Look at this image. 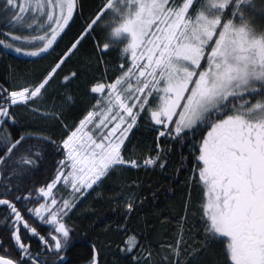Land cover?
<instances>
[{
    "label": "snow or ice",
    "instance_id": "1",
    "mask_svg": "<svg viewBox=\"0 0 264 264\" xmlns=\"http://www.w3.org/2000/svg\"><path fill=\"white\" fill-rule=\"evenodd\" d=\"M9 6L18 10L13 17L17 22L29 10L37 13L26 26L36 25L34 31L42 34L30 39L43 46L33 51L28 50L32 45L14 46L4 39L0 45L19 54L40 56L53 48L69 25L77 0H5V7ZM248 10L257 12L255 0H105L86 22L83 34L42 79L12 91L0 87V178L5 174L16 177L35 164L33 157L38 159L40 151L25 147L26 136L13 138L3 127L10 120L15 122L11 109L46 99L51 80L97 26L110 29L113 44H125L120 50L125 59L119 65L121 74L90 88L92 93L106 94L61 141L58 150L65 153L64 159L58 162L52 181L37 190V202H46L35 208L25 205L22 213L14 201H29L31 194L0 198V207L7 210L0 224H6L10 232L7 245L0 238L4 250L0 264H50L41 260L39 252H32L26 242L31 236H37L46 251L54 249L57 254L69 243L71 230L63 219L75 204L57 200L53 189L58 184L65 189L70 186L69 195L74 197L93 189L116 167L139 168L141 163L165 167L159 162V151L142 162L123 156L127 133L142 113L160 126L157 139L207 129L199 141L197 160L202 163L196 169L204 190L200 219L205 235L223 242L224 264H264V27L246 14ZM259 14L264 17V8ZM105 16L109 20L101 25ZM5 35L13 41L29 39L11 32ZM96 47L106 55L111 46L97 41ZM125 53L130 55L125 57ZM76 76L73 72L64 80ZM71 99L66 97L65 103ZM33 111L49 118L38 108ZM51 118L58 119L59 114L52 113ZM38 139L54 143L48 137ZM4 188L0 195L13 191L7 183ZM125 200L124 207L131 212L135 193L129 192ZM25 214L38 224L51 226L48 237L40 235ZM186 222V216L178 218L177 239L168 246L172 259L163 257L165 264H184L185 255L198 254L184 247L189 238L183 232ZM135 246L122 251L130 252ZM11 249L18 257L9 254ZM150 258L149 253L143 259L134 257V262L146 264Z\"/></svg>",
    "mask_w": 264,
    "mask_h": 264
},
{
    "label": "trees",
    "instance_id": "2",
    "mask_svg": "<svg viewBox=\"0 0 264 264\" xmlns=\"http://www.w3.org/2000/svg\"><path fill=\"white\" fill-rule=\"evenodd\" d=\"M104 3L105 0H77L69 25L53 48L40 56H22L0 45V87L12 91L42 79L83 34L86 22ZM12 17L0 0V39L11 41L14 46L27 45L24 39L13 41L11 36L5 35L11 32L15 36L28 37L33 33L23 26H14ZM108 20L109 16H105L101 25ZM109 32L110 29L102 30L97 26L91 35L81 41L78 49L51 80L46 99H37L35 104L18 105L11 109L15 122L10 120L3 127L13 138L26 136L25 147L33 146L34 152L39 149L40 157H33L35 164L26 166L16 177L5 174L0 179V193L5 192V183L12 187L11 193H19L35 190L56 175L58 162L65 155L58 150L61 141L100 99L98 93H92L90 88L97 83L111 82L121 74L119 65L124 64L125 59L121 58L120 50L124 43L113 44L109 40ZM97 41L101 45L110 44L106 55L98 53ZM73 72L77 73L76 78L66 82L64 77ZM68 96L72 99L65 103ZM36 108L49 114V118L34 112ZM52 113H58L59 118H51ZM158 130L160 126H155L147 113H142L137 125L128 134L122 152L125 159L141 161L155 155L159 145L162 147L160 163H165L164 168L158 164L154 167H116L102 178V182L80 196H70L68 189L58 186V201L69 199L75 204L63 219L71 230L70 241L57 254L54 249L46 251L39 238L31 236L27 241L32 252H39L41 260L50 264L53 261L54 264H92L94 259L96 264H135L134 257L143 259L149 253L151 258L146 264H165L163 257L168 256L169 262L172 259L168 246L174 245L177 239L178 218L186 216L183 232L189 234V238L184 247L198 254L185 255L184 264H224L223 242L208 239L200 219L204 190L198 182L196 169L202 163L197 160L199 141L207 129L175 139L165 136L157 139ZM40 136L48 137L56 144L38 139ZM27 183L30 184L29 189H25ZM129 192L137 197L131 212L124 207ZM31 225L45 237L52 231L51 226L38 224L32 219ZM130 237L136 246L131 252L122 251L127 249L125 241ZM2 254L4 251L0 249ZM18 255L13 250L11 256L15 258Z\"/></svg>",
    "mask_w": 264,
    "mask_h": 264
},
{
    "label": "rangeland",
    "instance_id": "3",
    "mask_svg": "<svg viewBox=\"0 0 264 264\" xmlns=\"http://www.w3.org/2000/svg\"><path fill=\"white\" fill-rule=\"evenodd\" d=\"M3 1V3H4V5H5V0H2ZM20 2L21 3H24V0H20ZM255 4H256V8H257V12H252V11H250V10H248L247 12H246V14L249 16V17H254V20H255V23L258 25V26H261V27H264V17H262L260 14H259V9H261V8H264V0H255ZM26 7L28 6L27 4L25 5ZM7 10H8V12H10L12 15H13V17H14V15L18 12V10L17 9H14V8H12L11 6H9V7H7ZM74 14V13H73ZM21 15H23L24 16V20L23 21H19V22H17L16 20H14L13 19V17H12V23L14 24V26H23V28H26V29H28V30H30V32H33L30 36H28L29 37V39H27V40H24L26 43H27V45H32V46H34V47H30L28 50H36V47H42L43 46V44H42V42H40V41H35V40H31L30 39V37L31 36H34V35H38V34H42V33H38V32H36V31H34V29H35V27H36V25L35 24H33V28H28L26 25L27 24H30V23H32L33 21H32V17H34V16H36L37 15V13H34V12H31L30 10L28 11V12H25V13H23V14H21ZM36 33V34H35ZM15 52V51H14ZM16 53V52H15ZM17 54H19V53H17ZM19 55H22V56H26V57H33V56H28V55H23V54H19ZM126 57L127 56H129L130 54H128V53H125L124 54ZM106 93H99V96H100V98L103 96V95H105ZM256 99H259V97H256ZM253 102H255V100H253ZM101 106H103V104H101ZM153 122V121H152ZM153 124H154V122H153ZM136 125H137V123H136ZM136 125H134L133 126V128L136 126ZM155 125V124H154ZM155 126H157V125H155ZM159 127V126H158ZM128 134V133H127ZM68 191L69 192H71L72 191V189H71V187L69 186L68 188ZM85 193V192H84ZM83 193V194H84ZM83 194H76L77 196L79 195H83ZM93 264V263H92Z\"/></svg>",
    "mask_w": 264,
    "mask_h": 264
},
{
    "label": "flooded vegetation",
    "instance_id": "4",
    "mask_svg": "<svg viewBox=\"0 0 264 264\" xmlns=\"http://www.w3.org/2000/svg\"><path fill=\"white\" fill-rule=\"evenodd\" d=\"M53 144H56V143L54 142ZM51 181H49L48 183H50ZM48 183L39 185V187H37L35 190L34 189L30 190L29 189L30 184L27 183L26 186H25V189L28 188L29 190L22 191V192H19V193H9L7 195L0 196V198H7L9 200H12L14 196H28L29 194H31L29 201H23V200H21V201H14L16 203L17 208L20 209L22 213H24V211H25V205H27V207H30V208H35V207H39V204L46 202L45 199H39V202H37V200L39 198V194H38V191L37 190L40 189V188H42V187H46V185ZM59 186H60V189H61V187L62 188L64 187V185L62 183L59 184ZM53 192L56 194V198L58 200V196H57L58 189H55ZM2 193H5V192H2ZM6 211L7 210L5 208L0 207V217H2L6 213ZM45 215H47V213H45ZM25 219L28 220L29 221V224L31 225V218L28 215H26V214H25ZM9 235H10V232H9L6 224H0V238L4 239L6 245L8 243V236ZM26 242H28V241H26ZM13 250L14 249H11L10 252H9V254L12 255L13 254Z\"/></svg>",
    "mask_w": 264,
    "mask_h": 264
},
{
    "label": "built area",
    "instance_id": "5",
    "mask_svg": "<svg viewBox=\"0 0 264 264\" xmlns=\"http://www.w3.org/2000/svg\"><path fill=\"white\" fill-rule=\"evenodd\" d=\"M143 161V160H142ZM141 165L143 166V164L141 163ZM153 167L156 166V165H152Z\"/></svg>",
    "mask_w": 264,
    "mask_h": 264
},
{
    "label": "water",
    "instance_id": "6",
    "mask_svg": "<svg viewBox=\"0 0 264 264\" xmlns=\"http://www.w3.org/2000/svg\"><path fill=\"white\" fill-rule=\"evenodd\" d=\"M54 190V189H53ZM96 256V255H95Z\"/></svg>",
    "mask_w": 264,
    "mask_h": 264
}]
</instances>
